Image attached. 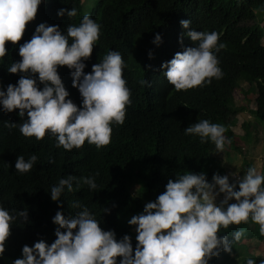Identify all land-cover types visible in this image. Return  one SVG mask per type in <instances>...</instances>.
<instances>
[{"label": "clouds", "instance_id": "obj_1", "mask_svg": "<svg viewBox=\"0 0 264 264\" xmlns=\"http://www.w3.org/2000/svg\"><path fill=\"white\" fill-rule=\"evenodd\" d=\"M41 2L0 0V64L6 57L7 42L16 46L20 58L7 67L8 73H19V78L15 84L4 82L6 86L0 89V112L8 114L15 109L18 116L15 123L5 121V126L15 128L16 133L0 136V150L7 138L6 146L15 152L14 156L0 152V204L6 205L4 195L11 197L6 208L0 206V259H4L10 226L18 218L21 223H30L27 200L14 198L11 186L26 188L27 173L33 165L41 156L54 157L55 151L71 152L87 142L95 152L101 149L106 154L114 128L123 123L128 109L125 107L130 103L123 68L142 63L141 54L124 46L102 49L98 38L100 25L87 13L75 25L67 24L63 31L55 24L41 22L30 39L17 45ZM56 15L71 18L77 11L60 8ZM190 23L179 21L180 27L187 29L183 35L194 46L174 53L171 59L167 54L161 58L160 81L155 87L152 88V82L139 81L141 85L148 83V92L158 93L161 84L166 88L169 84L173 91H185L222 77L216 56L224 47L217 43L219 34L190 29ZM160 39L159 34H154L151 43L158 45ZM148 55L151 58L150 52ZM64 66L70 70L71 86L81 99L70 96L65 89L57 72L64 70ZM73 102L79 103V107ZM145 113L143 105H132V119L140 120ZM224 132L223 125L207 119L183 129L184 135L198 137L201 144H213L214 153L224 150ZM94 177L95 174L80 178L66 175L52 184L48 199L53 204L50 219L55 226V239L50 244L39 239L31 247L22 245L19 257L11 264H222L225 254H232L242 230L218 235L221 229L251 222L258 225L259 234L264 237V175L255 167H248L243 175L237 171L225 175L214 172L210 181L204 172L187 171L174 180L168 179L154 201L145 198L140 184L133 179L128 189L144 203L142 211L124 224L135 235L134 246L129 235L117 239L111 229L102 230L99 220L78 201L71 205L80 209L74 215L64 216L59 210L65 191L71 193L82 183L95 192ZM133 185L138 186L136 195L130 190ZM108 211L102 210L105 214ZM248 235L253 237V233ZM227 263L256 264L251 258L241 263L230 257L223 264ZM259 264H264V260Z\"/></svg>", "mask_w": 264, "mask_h": 264}, {"label": "trees", "instance_id": "obj_2", "mask_svg": "<svg viewBox=\"0 0 264 264\" xmlns=\"http://www.w3.org/2000/svg\"><path fill=\"white\" fill-rule=\"evenodd\" d=\"M60 8H75L77 15L57 17L56 12ZM85 13L100 25L98 38L102 49L124 46L128 51L141 54V65L129 64L123 68L130 91L125 119L114 128V138L106 154L101 149L95 152L87 142L71 152L55 151L54 157L41 156L33 165L27 173L26 188L11 186L10 194L14 198L27 200L30 223H21L18 218L10 226L4 259H0V264H11L18 258L22 245L31 247L39 239L50 244L55 239V226L50 219L53 204L48 199V191L52 184L66 175L80 178L95 174L97 189L89 191L81 183L79 189H73L71 193L65 191L60 198L62 215L71 216L79 211V208L71 206L78 201L99 220L98 226L102 230L111 229L117 239L127 234L134 246L135 235L124 224L132 215L142 211L144 203L128 189L133 179L140 184L145 198L154 201L164 190L168 179L174 180L175 176L187 171L204 172L208 181L214 172L226 174L224 164L216 153H212L214 145L209 142L201 144L198 137L184 135L186 126L201 119L221 124L225 127L224 149L234 145L237 138L231 126L242 108L239 107V111L232 108V92L241 79L255 82L256 108L250 110L264 118V0H42L34 20L26 23L17 45L30 39L35 26L41 22L55 24L63 31L67 24L78 23ZM180 20H189L190 29L219 34L217 43L224 47L216 56L223 75L208 85L185 91H173L169 84L167 88L161 84L158 93L152 94L147 91V86L149 88L148 83L152 82L154 88L160 81V59L166 54L171 59L174 53L194 46L183 35L187 29L180 27ZM154 34L161 38L158 45L151 43ZM7 44L6 57L0 64V89L9 83L15 84L19 78V73L7 72L12 61L20 59L16 46L10 42ZM57 72L69 95L81 99L77 89L71 86L70 70L64 66V70L57 69ZM141 79L146 80L147 85H141ZM136 103L143 105L147 112L140 120L132 119L130 115L132 105ZM75 104L79 107V103ZM15 112V109L8 114L0 112L4 117L0 115L1 138L16 133L15 128L5 126V121L16 122L18 116ZM6 139H3L0 152L14 156L15 152L6 146ZM233 147L239 149L235 145ZM226 156L230 157L227 151ZM10 198V195L2 197L6 205ZM6 205L0 204L4 208ZM103 208L109 209L107 214L102 212ZM248 224L252 223L229 225L218 232V235H232L234 231L242 230L240 240L233 244L232 254L224 253L225 261L229 257L234 262L241 260V263L248 258L256 264L264 260L263 256L252 254L245 247L244 237L252 234L244 231ZM259 238L262 240L263 237ZM239 249L244 253L238 252Z\"/></svg>", "mask_w": 264, "mask_h": 264}, {"label": "rangeland", "instance_id": "obj_3", "mask_svg": "<svg viewBox=\"0 0 264 264\" xmlns=\"http://www.w3.org/2000/svg\"><path fill=\"white\" fill-rule=\"evenodd\" d=\"M262 41L264 43V38ZM255 90L254 81L241 79L239 85L232 92V96L234 95L232 108L237 109V111L240 110L239 107L242 108L236 114V120L231 126L235 139L237 138L234 145L239 149L234 148V145L231 144L222 152L216 153L222 164H224L226 174L237 171L240 175H243L246 171V164H249V167H255L261 175H264V118H259L255 113L249 111L256 106ZM226 151L230 157L226 156ZM212 153L214 154V146L212 147ZM130 190L136 195L138 186L133 185ZM244 231L253 233V237L248 235V238L245 239L246 249H249L252 254L264 257V237L262 240H258L260 236L258 225L248 224L244 227Z\"/></svg>", "mask_w": 264, "mask_h": 264}]
</instances>
